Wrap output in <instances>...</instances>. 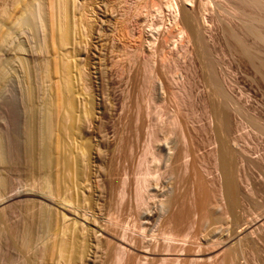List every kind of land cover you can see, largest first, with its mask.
Returning <instances> with one entry per match:
<instances>
[{"label": "bare ground", "instance_id": "bare-ground-1", "mask_svg": "<svg viewBox=\"0 0 264 264\" xmlns=\"http://www.w3.org/2000/svg\"><path fill=\"white\" fill-rule=\"evenodd\" d=\"M212 2H216L221 10L230 11L229 13L243 27L244 35L253 36L264 44V32L259 28L260 24H264V21H257L256 18L247 15L240 7L228 6L225 0H110L107 3L110 4L109 6L104 2V5L107 6L104 13L108 15V19L104 22H107L106 26L110 24V26L108 25L109 29L113 26L111 24L112 20L109 19L111 17L110 13L113 17L114 14H117L116 20H119V23L122 22L121 26L119 25L120 30L122 29L121 34L124 33L127 42L129 39L134 43L132 44L134 47L132 46L129 48L130 50H127L130 46L126 45L129 43L124 41L126 43L123 45L124 49L128 46L126 47L127 52L133 50L131 57L133 56L135 60L140 54V62L138 61L139 64H137L143 77L144 90L149 93L150 99L146 114L151 117L152 122L147 127L145 144L139 162L131 173L132 178H130L126 168L121 166L123 167V173H120V177L115 183L111 182V197L114 196L111 209H114V211L111 210V213L109 211L104 219H101L100 214L94 211V208L91 207L94 210L90 211L89 206L88 209L87 203L84 202L85 199L82 202L78 200L79 198H75L77 200L74 201L75 199L72 196L76 194H72L70 197L71 192L75 190L73 188L71 190L70 186L74 184H69L70 186L67 187L63 179L62 181L65 183L62 188H68V192L65 189L63 194L66 195L67 193L68 195L69 190L71 192L70 195L62 197L61 192L63 189L59 188V185L63 183L58 184L61 182H56L55 185L53 184L51 181L52 175L50 174L51 168H49L51 159H54V155L59 153L55 152L62 145L60 142L70 144L71 141H75V136H72L70 130L73 129V134H75L74 132L82 134V132H79L80 129L79 131H74V129H78L76 125L78 121L79 123L82 121L83 111L85 110L88 113L87 108H81L85 106H82L83 104L87 103L84 102L78 107V104L81 103V101H78L81 92L79 91L77 96L76 92L79 89L77 91L76 89L78 86H83V84L77 86L74 80L78 78V81L80 80L83 83L82 76H79L83 74L79 72L82 69L72 65L76 70H79L76 71L79 74L74 70L78 75L76 77L73 74L72 67H70L71 61H67L68 54L71 55V51L75 49L73 46L75 47L80 43L75 42L77 37L86 34L84 27H87L88 22L86 21L85 24V15L81 9L83 6L80 8L77 0H0V52L9 51L12 53L10 60L18 63L19 66H17L18 68L21 67L20 69L25 66L28 67L26 62H29L34 80L39 85L34 82L37 85L36 87H39L38 89L43 88L40 91L35 88L34 83V85L30 83L29 85H33L38 92L41 93L43 90L42 96L39 97V94V98L35 97V99L34 96H37V93L34 96L32 95L36 91L35 89L33 93L30 92L31 96L28 95V98L33 96L32 99L23 98L24 94L19 96L18 93L23 90L18 91L19 86L15 88L16 85L13 80L15 77L7 74L8 72L5 71L6 68L3 66L5 64L0 60V127L4 128L9 123V107H16L12 110H15L14 113L16 114L17 109L19 110L18 113L22 119L25 133L21 135L22 137L25 135V141L21 137L19 139L21 143L25 142L28 149L32 147L35 154L37 147L39 150L45 144L43 150L41 149L42 152L39 153L40 155L37 152L40 156V164L38 160V162L36 161V155L32 154L31 150L30 152L27 151V147L23 146L28 152L24 153V157L28 158V160H25L26 157L24 158V165L28 166V163H26L28 161L32 165L35 163L34 167L38 169L42 167L41 169L47 172L49 169L50 172L45 174L47 172L43 173L40 169L39 172L37 168L33 167L37 173L30 169L34 173L31 172L30 175H38L41 171L44 174H41L42 181L40 180V182L42 184L38 180L39 175V177L35 175L37 176L35 180L31 176L34 181L37 179L38 183L37 181L36 183H40L41 186L39 187V184L31 190L30 186H27L26 191L21 189L15 194L7 195L12 192L10 189L12 181L9 182V175L13 173L11 169H15L13 167V161L15 160H12L14 157L12 156V158L11 153H8L10 152L9 149L6 147V150L4 149V140L7 141V138L3 135V128H0V259L7 258V260H3L5 261L3 264H264V100L257 99L255 96H251L248 91L240 88L239 93L235 94L234 85L230 84L224 73H222L223 65L220 64L219 54L214 53V61H211L213 59L210 58L212 53H210L209 46L214 37L208 23L209 19L212 18L210 14ZM241 2L251 7L261 6L258 0H241ZM92 6L94 7L93 4ZM86 9L85 12L88 10ZM95 9L92 10V13L97 12ZM101 10L103 11V9ZM89 13L91 14V12ZM165 13H168L167 17ZM96 16L95 18H97ZM89 23L90 29L87 28L92 32L94 27L90 21ZM115 23H118V21H115ZM165 27L166 33L164 34ZM82 30L85 31L82 32ZM153 31L155 34L152 33ZM223 31L229 34L238 56L237 59L242 57L247 60L256 73H259L264 79V61L257 60V62L263 64L256 62L258 56L251 53L249 47L244 45L245 42L242 41L243 39L237 32L228 30L225 27ZM119 32L118 35H120ZM148 33L151 34L150 37L147 36ZM115 37L114 39L118 38ZM17 38L19 41L16 45L14 40H17ZM83 40H81V43ZM116 40L118 41V39ZM146 45L149 47V53ZM111 46L117 48L120 45L113 41L110 48ZM25 51L28 52V58L21 56ZM177 56H181V59L178 58L180 60L183 59L182 56L184 59L185 56L189 58L187 60L190 62L192 72L190 79L183 76L182 78L177 73L180 72L177 68L178 62L180 63ZM133 59L130 60L133 62ZM194 62L198 63V70L195 69ZM24 70L23 73L27 71ZM197 71L201 72V78L197 77L198 75L196 76L199 73ZM27 73L30 75L28 71ZM176 73L180 76H176ZM195 77L201 79L204 83L207 89L206 97L194 98L192 80L194 81ZM180 78L185 80L180 81ZM27 79L29 80V77ZM10 84L15 85L12 88L13 90H10L9 86L12 87ZM40 86L42 87L40 88ZM168 98L173 105L171 107L167 106L168 109H166L164 105L165 100ZM197 106L201 110V115L198 116L195 111ZM85 112L83 113L84 117L87 115ZM88 116L82 119H87L88 122ZM204 117H206L205 122L201 119H204ZM12 121L16 120L12 119L10 122ZM19 121L17 120V122ZM85 122L86 120L83 121V125L86 124ZM190 124L193 132L190 136L192 139L191 148L185 129V125ZM83 125L82 127H84ZM9 126L11 127V125ZM10 127H5L8 130L5 131L8 132L5 134H9ZM21 128L19 133L22 131ZM165 129L168 130L167 135L177 136L175 142H167L169 138L164 137L162 134ZM199 131L206 132V135L210 131L213 136L208 134L204 141H200L197 137ZM36 134L39 135V140L43 141V143L40 142V145H38ZM35 135L37 138L34 137ZM78 135L76 137L80 138V135ZM68 137H70V141ZM121 138H119L120 141ZM66 139L67 142H65ZM81 141L82 139L78 142L76 140V143H74L77 145ZM36 142L37 146L35 148L33 145H36ZM81 143L80 149L87 145L86 143L83 145V141ZM75 144L76 151H80ZM65 145L66 152L73 150L75 152L73 156L79 153L74 151L73 146H71L73 148H70L69 145V149L68 144L62 146ZM81 145L83 146L81 147ZM62 146L60 151L65 149ZM118 146L116 147L119 148ZM208 146H211L212 149L207 148ZM54 147L56 149L55 154L52 151L55 150ZM33 148L36 150L34 151ZM113 149L115 150V148ZM6 151L8 154H6ZM67 153H63L65 157ZM70 153L72 151L68 154ZM117 153L120 155L119 151ZM59 154L56 156L62 159L64 155L60 156ZM22 155L18 157H21V159L17 161L23 160ZM69 156L71 158L72 154ZM82 156L83 154L81 158ZM65 157L63 161L67 160V157L66 159ZM8 158H11L10 162ZM34 158L41 167L36 165ZM75 158L77 159V157ZM75 158H71L72 162L68 159V162H71L70 166L69 163L62 160L56 161L54 159L52 163L54 165V161H56L60 162L59 167L62 164H65L62 167H66L67 164L71 167ZM80 160H83V158H79L78 161L80 162ZM9 163L13 164L11 165L13 168L9 166ZM15 164H18V162ZM24 165L21 167H24ZM55 165L53 167L51 165V167L54 168ZM68 166L65 169L68 170ZM18 167L20 168V166ZM57 167L55 170H57ZM29 168L27 167V169ZM55 170L56 173L52 171L53 175L57 174ZM208 177H211V179ZM96 179L98 178L95 177ZM98 181H94V188L97 199L101 200L102 192ZM208 185L212 188L209 189ZM32 186L35 185L32 184ZM87 186L89 191V187L92 185L88 184ZM18 188H13V192L16 189L20 190ZM84 188L76 189V191L78 190L77 195L81 189L87 192V189ZM59 189L61 190L59 191ZM95 202L100 204V201ZM129 204H134L132 205L134 208L132 207L133 209L130 210L135 209V217L132 220L130 219V222L126 223L127 220L122 222L123 220H120L119 215L114 216L116 214L114 212L115 210L117 213L123 212ZM16 206L20 211H16ZM23 206L26 208L25 213L27 212V216L34 219L37 225L33 224L35 221L32 219V225L29 226L26 223L31 220L24 218L26 217L25 213L22 214L24 210L22 212V208H20ZM13 217L18 219L15 218L17 220L13 222ZM79 217L81 221L97 224V230L86 229L83 223L76 221ZM195 219H197L201 230L205 233L209 232V235L198 243L192 240L193 236H191ZM22 224L23 226L27 224L29 227L35 225V227H27L26 229L25 225L20 244L16 245L17 241H14L19 240V237L17 239L15 237L13 242L10 241L14 237L13 233L19 232L16 229H21ZM183 224L186 227H183ZM36 226L40 229H36ZM179 226L183 227L179 228L181 231L184 230L183 232L178 233L177 228ZM188 227L192 228L187 230ZM32 228L33 230L36 229V232L41 231V234H37L36 237L35 231L33 234L32 232L28 233V230L31 231ZM7 232L12 234L11 237L10 234L7 235ZM33 235L35 243L30 241ZM166 254H180L187 257L183 260L179 257H160V255Z\"/></svg>", "mask_w": 264, "mask_h": 264}, {"label": "rangeland", "instance_id": "rangeland-1", "mask_svg": "<svg viewBox=\"0 0 264 264\" xmlns=\"http://www.w3.org/2000/svg\"><path fill=\"white\" fill-rule=\"evenodd\" d=\"M108 1H110V0H107V1L106 0H77V3L79 4V7L81 8V6H83L81 9H82V13L86 16L85 17L83 15L84 18H85V24L87 22H88V24H90L89 23V21H90L92 23L94 29H93V31L91 30L92 32H90V30H89L90 27L88 26V24H86V25H87V27L89 29L84 25L85 26L84 29H86V31L82 30V32L85 31L86 34L85 33L83 34L81 32L83 34V36L82 37L78 36L76 41H75L76 43H77V41L81 43V40L84 39L83 42L81 44L78 43V45H76L75 47L73 46V48H75V49L77 48L76 50L72 48L73 51H71L72 49H69L71 51V55H73L71 57L72 59L69 58L71 56L70 53L67 56L68 57L67 61H71L70 67H72V69H73V74L76 75V73L79 74V72L84 74V75L83 74L79 75L80 77L82 76L81 80H83L82 81L83 83H81L80 80L78 81V78H75L74 80H75V84H77V86H78V84L79 85L83 84V86H84V87L82 85L78 86V88L76 89V91L79 89L76 92L77 96H78L79 91L81 92V94L79 93V95L81 97L78 96L79 100L77 98L78 101H81V103L78 104V107H80L79 105L83 104L84 102L87 103V104H83L82 106H84V105L85 106L81 107V108H85V109L87 108L88 109V113H87V111L85 112V110L83 111V113L84 112L87 113V115L85 114L86 116L89 115L87 117L88 118V122H89L88 123L87 119H82L84 117V114L82 113V115H83V117L81 118L82 121H80V123L78 121L77 125H76L78 127V129H76V128L74 129V131L75 130L79 131V129H80L79 132H82V134L78 133L80 135V138L76 137V135H78L77 132H74L75 134H73V129H72V131L70 130V132L72 133V136L73 135L75 136V137L73 136L75 141L77 140V142H78V141H80L82 139V141L84 142L83 145H85V143L87 145H85V147L83 145H81V147L83 146L81 148L82 149L81 150L80 149V144H82L81 143L82 141L80 142V144L77 143V145H76L75 144L76 142L73 140L75 143L73 141H71L72 143L69 144L67 141L69 140L71 135H70V133H68L70 137H68V140L66 139L65 142H67V143H64L63 141H62L63 143L62 142H60V143L62 145L68 144L67 145L68 149H69V145H70V148L74 147L73 149H75L74 144L76 145V148L78 146V149H80V151H76V149L74 150V151H76V153L79 152L78 154H76L77 156L76 155L73 156V154H75V152H73V150H71L72 153L68 154L71 151L68 150L67 151L68 153L65 151L67 149L66 145L62 146V145L59 144L60 146H59V149L57 151H56L55 147L53 148L55 150H52L53 153L55 151H56L55 153H57V152H59V153L60 152L67 153L66 154L67 160L66 161L64 160L67 163H69L68 159L70 158L69 155H71V154H72L71 158L72 157L73 158L77 157L78 160H79V158L80 159L83 158V160L84 159L85 160L84 161L80 160V162H79L75 158V159H73L72 166L69 167L71 165V162H72L71 158H70L69 161H71V162L69 163V166L66 163L67 166L69 167L68 168L69 171H68L67 169H65V168H67V166L66 167H62V166L65 165V164L64 165L62 164L64 162L63 159H64L65 155L63 153L61 155L58 153L60 156L64 155L62 157V159H60L61 157L56 156L58 154L54 153L55 154L54 155L52 153L55 158L57 157L56 159L54 158L56 161H58V160L61 161L62 160L63 162L61 163L62 166L60 165L61 167H59L58 165H59L60 162L58 163V162L54 161V165L56 163H58V164H56L55 167L52 168L54 166L53 163H52L54 159H51V164H50V167H49V168H51V170H50L51 173L49 172V169H48V172L52 175V180L51 181L53 182L54 185L56 184V182H61V183H58V184H62L63 183L62 185H59V188H62L65 182L67 184V187L70 186L69 184H74L75 185V186L74 185L70 186V189L71 188L75 189L72 192H71V190H73V189L69 190L71 192V195H70V192L68 193V195H70V197L72 196V194L73 195L74 194L77 195L78 190L76 191V189H80L81 187H82V189L84 187L87 189V187H88L87 185L91 184L93 187L90 186L89 187L90 188L89 191H88V189H87V192L81 189V190H79V194H78L79 196L77 195V197H75L76 195H74L72 197H74L73 199H75V198L78 199L79 198L78 200L82 201V202L85 199L84 202L87 203L88 209H89V206H90V209H89L90 211L95 209L94 211H96V212H98L100 214V218L101 219L102 218L104 219V217L109 213V211H110V213H111V210L114 211V209H111L112 208V204H113V199H114V196L111 197V191H110L111 190V184L116 182V180L120 177V173L121 174L123 173V169H122L123 167L126 168L127 173L130 175V178H132V174L131 173L133 172L134 168L137 166V164L139 162V158H140V155L142 153V150H143V147H144V144H145L146 133H147V130H148L147 127L149 126L150 122H152L151 121V117L147 116V114H146V109H147L148 102H149V99H150L149 98V93H148V91L144 90L143 77H142V74H140V72H139L140 70L138 69L139 68L138 64L140 62V54L138 55V57H136L137 60H135V59H133V56L131 57V54H132L131 52L133 50L131 52L129 51L130 54H129V52H127V50H130L129 48H131L132 46L134 47V45H132L134 43L132 41H129V39H128V42H127V40H125V38H126L125 35H123L124 33L121 34L122 29L120 30L121 27L119 28V25L121 26L122 22L119 23V20H116V18H117L116 15L117 14H114V17H113L112 13H110L111 17H109V19L112 20L111 24L113 26H114V24L118 25V26H116V25L115 26L118 27L119 29L116 28L115 26L114 27L117 30H119L120 32L117 31V30L115 31V28L113 26H112L113 28L110 27L111 29H109L110 24H108L109 26L108 25L106 26L107 22L104 23L105 20L108 19V17H107L108 15L104 13V10H106V7L110 5V4L109 5L107 4ZM104 2H106L107 6L104 5ZM258 2L261 5L260 7H251V6L243 4L241 2V0H225V3L228 6H230V7H240V9L245 11V13L247 15L256 18L257 21H262L263 22L264 21V0H258ZM92 4L94 5V7L92 6ZM85 5L87 7H84ZM97 7H99L100 9H98ZM86 8L88 10L89 9L90 10L88 11ZM94 8H96L95 10L97 12L96 11L95 12L97 14L96 13H92L93 12L92 10H94ZM210 8H211L210 14H211L212 18L209 19L208 27L210 28L211 34L214 37L212 43H210V46H209L210 50H211V51L210 50L209 51L213 55V56L210 55V58L213 59L215 57L214 56L215 54L216 55L219 54L218 56H220V61H221L220 64H221V66L223 65V67L221 69L222 73H224L227 81L230 84L234 85L235 94L239 93V88H240V89H243L245 91H248L251 96H255L257 99L264 100V79L262 78V76L259 73H256L255 69L252 68V66L250 64H248L247 60H245L242 57H241V59H237L238 56L236 55L237 53L235 52V48H234V45L232 43V40L230 39L229 34H227V32L223 31V28L225 27V28H228V30H233L234 32H237L240 35V37L243 39L242 41L245 42L244 45L246 47L247 46L249 47L248 49L251 51V53H253L254 55L258 56V58L256 59V62H257L258 59H261L260 62L264 61V44L261 41L256 40L253 36L244 35L243 27L238 23V21L233 17V15H231L229 13L230 11L227 12L228 10H226V9H225L226 11L225 10H221L220 7L216 4V2H212ZM85 9L88 12L87 11L85 12ZM101 9H103V11ZM89 12H91L92 15ZM94 14H95V16L97 15L96 16L97 18H95V16H93ZM167 14L168 13H165L166 17H167ZM104 15H106V16L104 17ZM89 16H91V17H89ZM88 17H89V19H88ZM112 17L113 18L116 17L115 20H113ZM92 19H94V20H92ZM139 19H141V17H139ZM115 21H118V23H115ZM106 27L108 28L107 30H106ZM259 28L261 29L262 32H264V24L263 25L260 24ZM109 30H111V31H109ZM114 31L116 32L117 35H118V32H119L120 35L117 36ZM112 33H113V35H112ZM152 33L155 34L154 31ZM165 33H166V27H165L164 34ZM108 34H109V37L113 38V40H112V38H110V39H109V37L107 38ZM84 35H85V37H84ZM114 35L116 37H118V38H116ZM122 35H123V37H122ZM150 35L151 34H149V33L147 34V36H149V37H150ZM114 37L116 39H118V41L116 39H114ZM105 38L107 40H109V41L107 42V40ZM18 41H19L18 38H17V40L15 39L14 40L15 44L16 43L18 44ZM113 41H115V43L119 44L120 46H118L117 48L111 46V48H110V45L113 43ZM124 41L126 43H129V44H126ZM108 43H109V45H108ZM125 44L130 46V47L126 46V47H128L127 50H126V47H125V49L123 47V45H125ZM146 46H147L146 47L147 48V52L149 53V50H148L149 47H148V45H146ZM108 47H109V49H108ZM110 49H112V50H110ZM72 52H74V53L72 54ZM0 53H1L0 60L2 61L3 64H5V65H3L4 68H6L5 71H7L8 72L7 74H9L10 76L15 77L14 79L13 78L12 79L15 81V85L16 86L10 84V85H12V87L9 86L10 90L12 88H14V86H15V88H18V86H19V89H17L18 91H20V90L26 91V92L20 91V92H23V93H20V92L18 93L17 90H15V92H17L19 94V96H20V94H21V96H22V94H24V96H22L23 98L32 99L33 96L37 93L36 94L37 96H34V98L36 97L38 99L39 97H41L42 96L41 94H42L43 90H42L41 93H40V91L43 88H41L42 86H40L41 89H38L39 87L38 88L36 87L38 84L35 82L36 80H34V77H33L32 72H31V68L32 67H31L30 64H28L29 62H26V64L30 68L25 66L28 69L25 68V67L20 69L21 67L18 68V66H19L18 63L13 62V61H12L13 63L11 62L10 59L12 57V53H10L9 51L8 52H6V51L5 52H0ZM21 56L23 58H28L29 55H28V52L25 51L24 53H22ZM180 57L177 56V59L180 58ZM182 58H183L182 60H180L181 58L178 59L180 61V63L178 62V64H177L178 67L177 68L180 70V72H177V73H179L181 75V77L183 76L184 78L190 79L191 75H192V72H191L190 62H189V60H187L189 58H187L186 56H185V59H184L183 56H182ZM69 59H71V60H69ZM110 59H111V61H110ZM130 59H133V62ZM7 60H9V61H7ZM1 61H0V63H1ZM211 61H214V59L211 60ZM260 62H257V63H260ZM263 63H260V64H263ZM72 65L74 67H76L78 69H82V70L79 71L77 69L79 72H76L77 70ZM193 65H194L196 70L199 69L198 68L199 66H198L197 62H194ZM1 67H2V64H1ZM24 69H26L29 72V74L32 76L31 78H30V75H28L27 71L25 72L27 74L22 72ZM29 69H30V71H29ZM74 70H75L76 73L74 72ZM197 72H199V73H197ZM197 72H196L197 73L196 76L198 75L197 77L201 78V76H200L201 72L200 71H197ZM177 73H176V76H178ZM26 76H27V78L29 77V80L26 78ZM76 77H78V75H76ZM182 78H180L181 79L180 81L185 80V79H182ZM199 80L201 81V79H199V78L196 79V77H195L194 81L192 80V82H193V84H192V92H193V95H194L195 99H198L201 96H203V97L207 96V93H206L207 89H206L204 83L202 81L200 83ZM163 81H164V79H163ZM30 83L31 84L34 83L35 85L34 84L33 85L35 86V88H37L40 91L38 92V90H36L33 87V85H29ZM26 84L28 85L27 87H26ZM20 86H22V87L20 88ZM29 86H30V88L31 87L32 88L31 89L28 88ZM80 88H81V90H80ZM31 91H32V93L34 92L32 94L33 95L32 98L30 97L31 96V93H30ZM29 94H30V96H29L30 98H28ZM38 95H39V97H38ZM35 99H33V100H35ZM172 105L173 104L171 103V100L169 98L167 100H165V105L164 106L166 107V109H168V107H171ZM13 108L14 107H11V106L9 107L10 110H12ZM81 108H79V109L82 112ZM10 110L8 112V116L10 115V117H9V123L7 125L8 127H10L9 125H11V127H10L11 129L8 128L10 130L9 134H5V133H8V132H5V131H8L6 129L7 126H5L6 128L4 127L5 129L3 127H2L3 129L0 127L2 130H4V132H3L4 137L7 138V141L4 140V142H5L4 149L5 150H6V148L9 149L10 152H8V153H11L10 156L14 157V159H12V160H15V161H13V164L15 166L13 164L9 163L10 164L9 166L13 165V167L15 169L14 170L11 169V167H12L11 166L10 169H11V171H13V173H10L12 175H9V173H8L9 182L12 181V183H10L12 186H11V188L9 187L12 190V192L8 193L7 195L15 194L16 192L21 191V189H23V191L25 189L27 190V188H28L27 186H30V190H31L34 187L38 186L40 183L42 184V182H40V180L42 181L41 174H43L44 172H47L46 170L43 171L41 169L42 167L39 165L40 164V160H39V157H40L39 155L40 154L39 153L42 152L43 148L45 147V144H43V146H41V148L39 146V148H40L39 150L42 149L40 152H39L38 147H37V151H36V154H35V152L32 151V147H31V149H28V147H27L25 142L21 143V141L19 140L20 137H21V139H24L23 141H25V137H24L25 135H23L24 138L21 136L22 134H25L24 133V129H23V122H21L22 119H21V117H20V115L18 113L19 112L18 109H17V114L14 113L15 110L11 111L13 114L10 112ZM195 111L197 113V116L201 115V110H200L199 106L196 107ZM10 113L12 114V116L14 115L13 116L14 118L11 116ZM3 115H5V114H3ZM86 116L84 118H86ZM11 118L13 120H16V121H12L14 124L12 122H10L12 120ZM181 119L184 121V119L182 117H181ZM201 119H202L203 122H205L206 117H204V119L203 118H201ZM17 120H20V121L17 122ZM85 120H86V122H85L86 124L83 125V121H85ZM78 124H79V126H81L80 128H79ZM80 124H82L85 128L82 127V125H80ZM20 125H22V126H20ZM191 126H192L191 124L190 125H185V129L187 130L186 136H187V138L189 140L190 148L192 146V143H191L192 139L190 138V136L193 133L191 131ZM20 127H22L21 129L23 131V132L20 131V133L22 132L21 134L19 133ZM70 128H72V127L70 126ZM167 132H168V130L165 129L164 132L162 133L164 135V137H168L169 138V140L167 142L168 143L175 142L177 136L176 135H167L168 134ZM112 134H114V135L112 136ZM208 134L213 136V133L210 132V131H208L207 135H206V132L199 131L198 132V136H197L198 140H200V141L203 140L204 141L205 137H207ZM36 135L38 136V141H37V142H39L38 145H40V142L43 143V141L41 139H40L41 141L39 140V135L38 134H36ZM36 135L34 136L35 138H37ZM73 137H71V138H73ZM118 137L119 138L122 137L121 141H120V139ZM119 141H120V143H119ZM122 141H123V144H122ZM37 142L35 143L36 145H33V146H35V148L37 146ZM6 143L8 144V147H7ZM54 144H55V142H54ZM116 144H118L119 146L116 145ZM125 144H127V146H125ZM23 146L25 148L27 147V149H26L27 151L30 152V150H31V153L32 154L34 153V155H36L35 156L36 157V161L37 160L39 161V162L37 161L39 163V164H37V162L35 161V158H34V162H36V165L38 167L40 166L41 168H39V169L43 171V173L41 171V173L38 174L40 176V178H41V179L40 178L38 179L39 182H40L39 184H37L38 183L37 179H36L37 183H36V181H34L35 178H37L38 175L37 174H35L37 176L30 175L31 172H32V174H34L33 170H34V172L36 171L35 169L37 167H34L35 163L33 162L34 164L32 165V164H29V162L27 161L26 163H28V166L26 164L24 165L25 160L26 159L28 160V158L26 156H25L26 158L24 157V153H28V152H26V150H25V148ZM53 146H55V145H53ZM61 146L65 147V149H62L64 151H62V150L60 151V149H61L60 147ZM71 146H73V147H71ZM116 146H118L120 149L117 148ZM87 147H89V148H87ZM91 147H92V149H91ZM83 148H85L86 151ZM113 148H115V150ZM207 148H209L210 150L212 149L211 146H208ZM207 148L205 149L206 151L208 150ZM23 149H24L25 152L23 151ZM20 150H21V152H20ZM33 150H34V148H33ZM117 150L120 152V155H119V153H117L118 152ZM18 151H19V153H18ZM94 151H96V152L94 153ZM113 151H116V152L114 153ZM37 152H38L39 155L37 154ZM82 152H85V153H82ZM8 153L6 151V154H8ZM20 153L23 154L22 158H23V160L25 158L24 161L23 160L17 161L18 159L19 160L21 159V157L18 158L19 156H21ZM80 154L81 155L83 154L82 158H81ZM37 155H38V159H37ZM53 155H52V157H53ZM84 155H85V157H84ZM112 156H113V158H112ZM58 157H59V159H58ZM66 157H65V159H66ZM124 157H126V158H124ZM10 159L8 158L9 162H10ZM118 159L121 161L120 163H119ZM122 159L124 160V162H123ZM125 159H126V161H125ZM12 160H11V162H12ZM16 162H18L19 165L15 164ZM30 162H32V161H30ZM20 164H22V165H20ZM23 165H24V167H21ZM29 165H32V166H29ZM51 165H52V167H51ZM18 166H20V168ZM25 166H27L28 168L29 167H31V168L27 169V167H25ZM121 166H123V167H121ZM56 167H57V170H55ZM24 168L27 169V170H25ZM58 168H61V169L58 170ZM30 169H33V170H30ZM39 169L37 168V171L40 172ZM96 169H97L98 172L96 171ZM54 170L57 171V174H55V175L52 174V171H53V173H56V172H54ZM26 171H27L28 174L26 173ZM37 171H36V173H37ZM48 172L45 173V174H48ZM58 172H60V173H58ZM94 172H95V174H94ZM58 175H59V178H58ZM31 176L34 177V180L31 178ZM60 176H61V179H60ZM94 176L98 178L96 180H99L98 181L99 186H100L99 188H100V190L102 192L101 193L102 196L100 197L101 200H98L97 199L98 197L96 196V192H95V188H94V183H95L94 181H96V180H95ZM10 178H12V180H10ZM208 178L211 179V177H208ZM62 179L65 182H63ZM85 182H86L87 185L85 184ZM32 184L35 185V186L31 187ZM41 184L39 185V187L41 186ZM66 184H65V186H66ZM81 184H83L84 187H83V185L80 186ZM16 187L17 188L19 187L18 189H20V190L16 189L17 191L15 190L13 192V190H14L13 188H16ZM208 188L211 189L212 187L210 185H208ZM10 189H9V191H11ZM65 189L68 192V188L65 187L62 190V192H61L62 197L63 196L65 197L67 195V193H66V195H64L65 193L63 194V191L65 192ZM60 190L61 189H59V191ZM82 191H83V193H82ZM82 196H84V197H82ZM77 199H75L74 201H76ZM95 201H100V204H98L99 202H95ZM83 204L85 205V203H83ZM132 205H134V204H132ZM132 205L129 204V206L131 208L128 206L129 210H127L128 208L127 209L125 208L126 210L124 209L123 212L120 211L119 213H117V211L115 210L114 213H116V214H114V216L119 215L118 217L121 218V219L119 218L121 221L123 220L122 222H125L126 220H127L126 223L130 222L135 217V215H134L135 214V209L133 211L130 210V209L134 208ZM24 206L20 207V208H22L21 209L22 212L24 210V212L22 214L25 213V211H26L25 209L27 208L26 206H25L26 208H24ZM91 207L94 208V209H91ZM17 208H18V206H16V211L17 210L20 211ZM25 215H26V217H24V218H26V220L27 219H29V220L32 219V218H29L27 216V212L25 213ZM20 217H21V215H20ZM13 218H14V220L12 219L13 222H15L18 219L17 217H13ZM15 218H17V219H15ZM26 220H25V222H26ZM32 220H34V219H32ZM32 220L28 221L26 223L30 226L33 223ZM195 220L193 221L195 223V225L193 224V226H192L193 228L192 227H188L186 229L189 230V228L190 229L192 228L191 229V236H193L192 240H194L196 243H198V242H202L203 241L202 239L205 236L209 235V232L205 233L203 230H201L199 228L198 223H197V219H195ZM76 221L79 222V223L80 222L83 223L85 225L86 229H88V230L92 229V230L96 231L97 228H98L97 224H93L92 222H88V221H86V222L81 221L80 217H79V219H76ZM35 223H36V221L33 224H35ZM27 224H24V226L22 224L21 227H20L21 229H16V230L17 231L19 230V232H21V230H23L25 228V225H26V229H27V227H29V226H27ZM35 225H37V224H35ZM35 225L31 226V227H35ZM181 226H179L177 229L179 230V228H183L185 225L183 224V227H181ZM31 227H29V228H31ZM37 228L40 229V227L36 226V229ZM26 229H25V231H27ZM32 230H33V228L31 229V231L28 230V233L32 232V234H33V232L35 230H33V231ZM187 230L185 232H187ZM183 231L184 230L181 231V229H180L178 231V233L183 232ZM19 232H16V233L15 232L14 233L11 232V233H13L14 237L12 236L13 237L11 239L12 241H10V240L9 241L13 242L15 237H16L15 239H17V237H19L18 238L19 240H15L14 241V242L17 241L16 245L17 244L19 245L20 244V240L22 238L21 235L24 232V230L20 234H17ZM40 232L41 231L36 232L35 236L37 237V234H39ZM8 234H10V233L7 232V235ZM16 234H17V236H16ZM183 234H185V233H183ZM11 235L12 234H10L9 236L11 237ZM28 236H29V234H28ZM10 237H8V239H10ZM73 237H74V235H73ZM31 238H32V236H31ZM77 238L78 237L76 236V239ZM33 239H34V235H33L32 240L30 239V241H34ZM7 243H9V242L7 241ZM34 243H35V241H34ZM31 244H33V242H31ZM4 246H5V244H4ZM161 256L164 257V258H166V257L167 258L168 257L169 258L170 257L171 258L179 257L181 260H183V259H185L187 257L185 255H180V254H172V255L171 254H169V255L166 254V255H160V257ZM155 257H157V256H155ZM4 259L5 258H3V260ZM3 260L0 261V264H3L5 262ZM5 260H7V258Z\"/></svg>", "mask_w": 264, "mask_h": 264}]
</instances>
